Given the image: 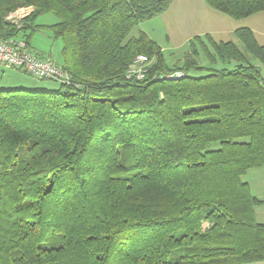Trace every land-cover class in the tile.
<instances>
[{
	"label": "trees",
	"instance_id": "16d2710c",
	"mask_svg": "<svg viewBox=\"0 0 264 264\" xmlns=\"http://www.w3.org/2000/svg\"><path fill=\"white\" fill-rule=\"evenodd\" d=\"M172 1L0 0V41L28 46L39 16L57 18L70 76L55 90L0 87V264H264V202L242 180L264 167V46L247 28L195 36L169 65L129 34ZM204 3L233 20L264 11ZM138 55L147 73L128 79Z\"/></svg>",
	"mask_w": 264,
	"mask_h": 264
},
{
	"label": "rangeland",
	"instance_id": "374dc122",
	"mask_svg": "<svg viewBox=\"0 0 264 264\" xmlns=\"http://www.w3.org/2000/svg\"><path fill=\"white\" fill-rule=\"evenodd\" d=\"M204 4V0H173L169 10L157 17L139 23L131 30L129 37H135L139 32H144L159 45L167 63L171 65L182 57L187 48V37L190 36L192 38L193 36L191 35L200 31L205 26L210 27L214 33L216 31L220 32L222 29L219 26V20L222 18L230 20L226 16L209 9ZM24 9V11L19 10L12 14V22L18 23L20 19L29 15L31 8ZM28 11L30 12L27 13ZM56 22L57 18L51 14L39 16L35 21L37 27L30 35L28 48L39 58H49L62 65V42L60 39L54 37L53 31L50 28ZM221 26L224 27V24L221 23ZM215 36L217 35L215 34ZM229 38L230 40H235L232 34ZM199 62L204 67H212L203 55H200ZM231 66L226 65V68H231ZM216 67H223V65L218 63ZM0 87L5 89L55 90L59 87V83L38 79L20 70L5 68L0 65ZM210 148L216 149L218 145L212 144Z\"/></svg>",
	"mask_w": 264,
	"mask_h": 264
},
{
	"label": "built area",
	"instance_id": "2783aa9c",
	"mask_svg": "<svg viewBox=\"0 0 264 264\" xmlns=\"http://www.w3.org/2000/svg\"><path fill=\"white\" fill-rule=\"evenodd\" d=\"M19 10L24 11L25 9ZM11 16L12 14L8 19L12 21ZM149 64L150 60L147 56L138 55L128 67L126 77L128 79L135 78L142 80L147 73ZM0 65L5 68L20 70L38 79L50 80L66 85L70 84V76L61 65L49 58H39L28 48L23 39L13 38L0 41ZM170 77H181V74L176 72Z\"/></svg>",
	"mask_w": 264,
	"mask_h": 264
},
{
	"label": "crops",
	"instance_id": "0c3cea01",
	"mask_svg": "<svg viewBox=\"0 0 264 264\" xmlns=\"http://www.w3.org/2000/svg\"><path fill=\"white\" fill-rule=\"evenodd\" d=\"M171 5H172V3H171ZM171 5H170V7H171ZM170 7H169V9H170ZM228 19H230V18H228ZM224 20L225 19L222 18L218 22V23H220L219 26L222 29V31H220V32L216 31L214 33L213 30L210 29V27L205 26V27H202V29L200 31L194 33L191 36L195 37V36H203L205 34H208L216 42H226V41L230 40L229 36L231 34L233 35L234 31L241 29V28H247V29L251 30V32L253 33V36H254L255 40L257 41V43L261 46H264V11L259 12L255 15H252L248 18L241 19V20L230 19V20H225V23H224ZM221 23L224 24V27L221 26ZM215 34L217 36H215ZM192 38L190 36L187 37L186 45L188 44L189 40ZM255 65L259 68L260 75H261L262 80L264 82V65H261L257 62H255ZM242 180L248 184L251 193L258 200L264 202V167L248 170L245 173V175H243ZM254 214H255L256 222L264 225V203H261L255 207Z\"/></svg>",
	"mask_w": 264,
	"mask_h": 264
}]
</instances>
